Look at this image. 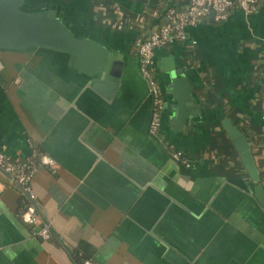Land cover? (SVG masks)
<instances>
[{
    "label": "crops",
    "instance_id": "0c3cea01",
    "mask_svg": "<svg viewBox=\"0 0 264 264\" xmlns=\"http://www.w3.org/2000/svg\"><path fill=\"white\" fill-rule=\"evenodd\" d=\"M158 2L23 0L26 10H55L122 67L112 81L76 68L72 51L0 46V148L23 158L35 146L55 163L37 169L30 197L0 169V264H76L75 255L95 264H264V207L254 194L264 187V0L221 21L210 12L186 39L154 49L164 104L152 133L153 96L128 19L155 14ZM227 121L250 144L256 177ZM32 201L51 220L46 240L19 216Z\"/></svg>",
    "mask_w": 264,
    "mask_h": 264
},
{
    "label": "built area",
    "instance_id": "2783aa9c",
    "mask_svg": "<svg viewBox=\"0 0 264 264\" xmlns=\"http://www.w3.org/2000/svg\"><path fill=\"white\" fill-rule=\"evenodd\" d=\"M258 5V0H188L181 8L170 7L164 15V22L158 27L149 29L145 37L137 41V56L142 75L147 79L153 96L150 131L156 133L160 124V114L163 108V99L160 97L157 81L153 71L154 49L177 39H186V28L195 25L204 16L212 12L214 19L224 20L232 8H239L244 13L253 12ZM193 43L194 39L191 40ZM1 67V63H0ZM264 117V114H263ZM173 158H180V151L171 150ZM186 165H189L183 159ZM41 165L54 167V160L39 152L35 147L23 158H13L0 148V169L8 174L10 180L17 184L22 191L30 197L31 180ZM19 216L22 221L36 227V234L43 240L50 237L52 223L50 218L40 214L36 204L26 202L20 209ZM80 264H95L90 258L83 257Z\"/></svg>",
    "mask_w": 264,
    "mask_h": 264
},
{
    "label": "water",
    "instance_id": "95a60500",
    "mask_svg": "<svg viewBox=\"0 0 264 264\" xmlns=\"http://www.w3.org/2000/svg\"><path fill=\"white\" fill-rule=\"evenodd\" d=\"M22 3L23 0H0V46L21 47L38 44L62 48L76 53L74 61L76 68L98 77L118 80L122 60L116 62V58L106 47L89 37L75 34L55 10H26ZM181 76L183 74L179 70L178 77ZM227 122L226 129L236 149L240 152L251 175L256 177L250 144L235 125L230 121ZM254 189L255 196L264 207L263 185L258 183Z\"/></svg>",
    "mask_w": 264,
    "mask_h": 264
},
{
    "label": "trees",
    "instance_id": "16d2710c",
    "mask_svg": "<svg viewBox=\"0 0 264 264\" xmlns=\"http://www.w3.org/2000/svg\"><path fill=\"white\" fill-rule=\"evenodd\" d=\"M173 7L169 5V0H159L156 4V13H146L141 16L138 21H135L130 17L128 21H130L136 28L139 30V40L143 38L144 34L147 30L158 27L162 22H164V15L167 12L168 8ZM82 258L75 255L76 264L81 263Z\"/></svg>",
    "mask_w": 264,
    "mask_h": 264
},
{
    "label": "rangeland",
    "instance_id": "374dc122",
    "mask_svg": "<svg viewBox=\"0 0 264 264\" xmlns=\"http://www.w3.org/2000/svg\"><path fill=\"white\" fill-rule=\"evenodd\" d=\"M23 8H27V7L23 6Z\"/></svg>",
    "mask_w": 264,
    "mask_h": 264
}]
</instances>
